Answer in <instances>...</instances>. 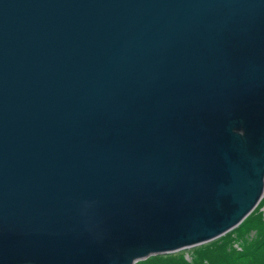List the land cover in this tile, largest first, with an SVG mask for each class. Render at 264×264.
I'll use <instances>...</instances> for the list:
<instances>
[{"label": "water", "instance_id": "95a60500", "mask_svg": "<svg viewBox=\"0 0 264 264\" xmlns=\"http://www.w3.org/2000/svg\"><path fill=\"white\" fill-rule=\"evenodd\" d=\"M264 198V0H0V264H137Z\"/></svg>", "mask_w": 264, "mask_h": 264}, {"label": "trees", "instance_id": "16d2710c", "mask_svg": "<svg viewBox=\"0 0 264 264\" xmlns=\"http://www.w3.org/2000/svg\"><path fill=\"white\" fill-rule=\"evenodd\" d=\"M264 198L236 229L205 245L137 264H264ZM255 234V238L251 235Z\"/></svg>", "mask_w": 264, "mask_h": 264}, {"label": "rangeland", "instance_id": "374dc122", "mask_svg": "<svg viewBox=\"0 0 264 264\" xmlns=\"http://www.w3.org/2000/svg\"><path fill=\"white\" fill-rule=\"evenodd\" d=\"M261 211L264 213V207L261 209ZM251 237L255 238V234L251 235ZM183 251H185V250H183Z\"/></svg>", "mask_w": 264, "mask_h": 264}]
</instances>
